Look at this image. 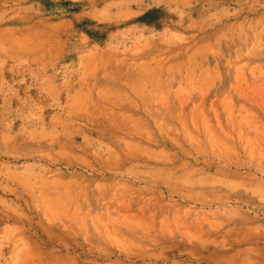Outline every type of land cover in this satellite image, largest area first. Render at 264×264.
<instances>
[{"label": "rangeland", "instance_id": "374dc122", "mask_svg": "<svg viewBox=\"0 0 264 264\" xmlns=\"http://www.w3.org/2000/svg\"><path fill=\"white\" fill-rule=\"evenodd\" d=\"M44 2L0 4V36L57 20ZM220 8L113 26L87 69L2 67L0 264H264V0ZM67 88L92 95L71 108Z\"/></svg>", "mask_w": 264, "mask_h": 264}, {"label": "crops", "instance_id": "0c3cea01", "mask_svg": "<svg viewBox=\"0 0 264 264\" xmlns=\"http://www.w3.org/2000/svg\"><path fill=\"white\" fill-rule=\"evenodd\" d=\"M15 1L18 0H0V4L7 5ZM206 4L211 7L220 6L221 8L218 9L220 13L253 12V0H51V2L43 4L38 3L41 9L57 20L53 22L39 20L36 25L30 26L28 29L15 30V27L6 29L0 36V45H2V47L0 46V71L8 62L16 63L15 66L20 64L22 67L26 62L38 63L42 62L44 58L46 59L44 65L51 67L55 60H60L66 54L69 56L74 54L76 60H79L83 68L87 69L100 59L101 54L94 52V48L114 43L116 36L112 30L113 26H119L125 30L129 28L156 29L160 25L163 28L179 30L188 27L186 19L190 18L191 8L193 14H198L197 18L191 14L192 23L198 24L203 21L204 17L200 13H206L204 9ZM238 4H244V8L237 9L236 5ZM157 13L164 14V19L154 22L152 18ZM36 17L34 14L26 16L22 22L26 23ZM20 35L22 37H19ZM20 45L25 47H20ZM83 50H86V53L79 55V52ZM34 54H39V56L31 59ZM106 55L109 56V54ZM71 62L74 61L71 60ZM48 82L53 84L51 80ZM67 89L66 92L72 103L71 108L78 98L88 99L92 95L91 92H85L83 89L75 90L74 94L70 88ZM101 96L107 99L110 93L102 92ZM54 103V105H58L60 102L56 99ZM68 114L71 118H82V115L71 109ZM86 121L93 122L94 119L88 117ZM99 125L101 124H97L98 127ZM245 139L246 136H243L239 140ZM223 145L225 150H221L222 153L233 152L230 145L225 142ZM247 154L251 155V153ZM14 175L16 179L23 177L18 172ZM167 182H171V179H167ZM78 217L65 216L64 218L75 222L74 226H76ZM133 217L136 220V216ZM149 217L153 219L154 216ZM84 225L81 224V228H84ZM129 230L132 234H136L135 229ZM104 233L107 232L104 231ZM117 233H120L119 235L122 237L125 236L120 230ZM89 236L85 233L86 240Z\"/></svg>", "mask_w": 264, "mask_h": 264}, {"label": "bare ground", "instance_id": "6f19581e", "mask_svg": "<svg viewBox=\"0 0 264 264\" xmlns=\"http://www.w3.org/2000/svg\"><path fill=\"white\" fill-rule=\"evenodd\" d=\"M230 147V146H229ZM224 152V151H223ZM124 228V227H123Z\"/></svg>", "mask_w": 264, "mask_h": 264}]
</instances>
